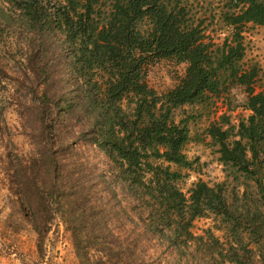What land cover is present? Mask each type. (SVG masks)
<instances>
[{"label":"trees","instance_id":"trees-1","mask_svg":"<svg viewBox=\"0 0 264 264\" xmlns=\"http://www.w3.org/2000/svg\"><path fill=\"white\" fill-rule=\"evenodd\" d=\"M6 2L35 26L47 27L46 31L53 27L63 35L73 57V72L93 91L92 103L100 111L90 143L106 155L132 199L149 210L154 218L148 225L152 234L175 250L196 242L207 246L205 259L214 264L216 254L211 249L216 247L207 241L217 245L219 238L196 237L190 230L194 219L212 215L226 240L225 256L220 253L224 264H253L256 257L258 264H264V92L253 91L255 68L241 65L245 48L240 36L245 24L264 25L262 0L227 1L221 19L233 32L230 41L221 44L207 39L177 0ZM161 60L185 64L186 69L173 89L158 95L146 83L145 67ZM236 86L245 89L250 115L237 128L212 123L207 135L226 171L251 185L234 201L228 200L222 185L204 182L194 184L185 195L175 183L182 177L177 169L190 166L183 151L189 134L183 121H174V111L202 104ZM46 194L49 205L63 198L56 183ZM32 196H27L31 209ZM91 220L81 230L87 232L81 240L79 228H73L75 250L84 264H103L102 259L90 262L88 249L93 245L110 258L114 249L103 226H98L104 225V219ZM45 229L36 231L39 238ZM129 255L133 258L134 251ZM115 262L122 264L119 259Z\"/></svg>","mask_w":264,"mask_h":264},{"label":"rangeland","instance_id":"rangeland-1","mask_svg":"<svg viewBox=\"0 0 264 264\" xmlns=\"http://www.w3.org/2000/svg\"><path fill=\"white\" fill-rule=\"evenodd\" d=\"M227 1L177 0L185 7L187 19L216 44L230 41L233 32L221 19ZM46 30L0 0V264H84L75 250L72 230L78 227L79 240L83 239L87 232L81 230L92 217L104 219V225L98 226H103L114 250L110 258L92 245L87 252L90 262L209 264L205 259L209 250L203 251L207 246L196 242L175 250L152 234L148 225L154 218L149 210L132 199L106 155L90 143L100 113L92 103L93 91L73 72V57L61 32L53 27ZM240 36L245 48L241 65L255 68L253 91L264 92V25L245 24ZM185 69V64L175 61H156L145 67V80L162 95L180 82ZM246 101L245 89L236 86L202 104L174 111V121H183L189 134L183 151L190 166L174 168L182 176L175 185L183 194L204 182L222 185L228 200L234 201L251 185L226 171L207 135L212 123L237 128L250 115ZM54 183L63 198L49 205L46 193ZM31 193L33 209L27 202ZM217 227L215 218L207 215L194 219L190 230L196 237L219 238L217 245L207 242L216 247L211 249L216 254L214 264H224L226 240ZM44 229L39 238L36 231Z\"/></svg>","mask_w":264,"mask_h":264}]
</instances>
